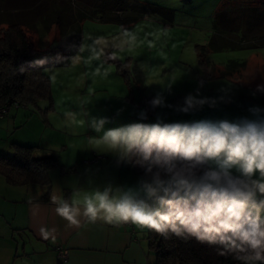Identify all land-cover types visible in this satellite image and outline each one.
Returning <instances> with one entry per match:
<instances>
[{"label": "rangeland", "instance_id": "374dc122", "mask_svg": "<svg viewBox=\"0 0 264 264\" xmlns=\"http://www.w3.org/2000/svg\"><path fill=\"white\" fill-rule=\"evenodd\" d=\"M129 1L171 10L174 12L173 23L170 24L162 17L155 16L140 19L135 27L124 30L125 26L122 23L108 25L101 24L96 20H86L83 26L82 50L74 56L68 66H56L54 59L49 55H43L36 59L35 63L51 80L54 110L50 108L49 101L42 100L36 106L13 107L3 118H0V154L12 155V144H20L37 147L36 158H54L59 162V167L50 174L56 199L62 191L65 196V187L71 188L67 190L71 194L68 199L83 200L85 196H92L96 192L106 190L111 196H120L121 187L133 186L134 178L131 175L133 171L130 169V165L118 164L116 157L108 153L105 146L97 145L96 139L102 136L103 130L134 122L155 123L157 119L164 123H192L197 122L198 118H185L186 115L193 117V115L205 112L206 116L210 112L207 103L188 114L177 110L175 112L174 109L178 107H174L172 101L178 97H173L170 102L166 92L159 91L163 89L159 86L158 81L165 82L174 89L180 87V83L178 84L177 81L183 79L179 77L181 74L179 70L182 69L179 62L181 59L184 62L195 58L196 50L193 45L209 44L215 33L214 21L217 14L221 12L233 13L240 10L239 13L248 18V22L256 24L257 35L264 37V0ZM123 33L129 34L132 40L143 46L141 48L139 46L124 47L125 49L119 53L123 56L125 53L140 55L138 59L141 67L147 71L151 70L149 71V78L152 80L150 88L164 99L165 106H159V112L155 114L157 118H152L150 122H145L144 116L140 115L141 112L145 113L144 107H142V111L138 108L139 101L150 98L142 96L135 80H132L133 92H131L128 84L125 82L123 84V78L121 79L117 75L114 64L107 61L106 53L108 52H103L107 44L110 46L115 39L119 40ZM241 33L236 34L234 38L240 39ZM55 34L57 35V33ZM33 38L36 41V47L41 48L42 41L37 40L36 36ZM48 45L46 41L44 47H48ZM208 58L221 69L231 60L246 61L247 68L237 76V81L247 86L264 85L263 47L250 51L213 52ZM132 63L130 60V69ZM201 73L203 72L201 71ZM164 74L166 78L160 79ZM223 80L218 84L220 90L223 93L227 91L234 95L236 89H234L233 83ZM210 81L214 82V80ZM201 82L199 81L200 86L203 85ZM125 88H128L129 93H132V99L129 101L123 100L126 93ZM181 88H183L182 85ZM242 90L249 92L251 89L242 87ZM218 91V89L214 91L211 97L216 100L215 106H213L216 114L219 116L226 114L240 116L243 109L241 99L238 100L230 96L228 97L230 104H228L227 98ZM178 101L183 102L180 98ZM183 106L186 105L179 107ZM154 113H156L155 110ZM101 119H105L106 122L101 131L97 132L96 128L100 126ZM239 120L240 118H217L216 121L210 122L219 124L221 121H227L236 124ZM96 158L99 161L93 163ZM62 167L66 169L74 167L75 171L62 175ZM66 175L67 177L64 178ZM74 190H76L75 195H73ZM64 196L62 195L63 200ZM135 227L139 237H143L142 235L147 233L148 228L136 225ZM16 241L19 250L16 264H23V262L24 264H30V262L33 264L34 259L31 260L30 255L34 251L35 255L38 254L35 246L27 247V256H23V245L25 242H31V239L25 236L16 238ZM35 260L39 261L40 259L36 256ZM47 260L48 264L54 263L51 256Z\"/></svg>", "mask_w": 264, "mask_h": 264}, {"label": "clouds", "instance_id": "9594fccd", "mask_svg": "<svg viewBox=\"0 0 264 264\" xmlns=\"http://www.w3.org/2000/svg\"><path fill=\"white\" fill-rule=\"evenodd\" d=\"M206 103L215 106L216 100L188 95L186 106L176 110L188 114ZM151 105L164 107L163 97L157 94ZM105 122L100 120L97 132ZM96 143L118 164L139 168L143 176L135 185L121 187L120 196L106 190L82 202L60 201L56 213L70 226L78 227L81 215L91 223H131L164 236L174 233L220 245L221 254H236L244 264H264V121L244 126L134 122L103 130ZM208 161L219 168L197 171Z\"/></svg>", "mask_w": 264, "mask_h": 264}, {"label": "trees", "instance_id": "16d2710c", "mask_svg": "<svg viewBox=\"0 0 264 264\" xmlns=\"http://www.w3.org/2000/svg\"><path fill=\"white\" fill-rule=\"evenodd\" d=\"M239 12L240 10L217 14L214 21L215 33L210 43L195 47L198 66L206 80H237V76L247 68L246 62L231 61L221 69L210 63L208 57L211 53L264 48V37L257 35L256 24L248 22V18ZM155 16L162 17L170 24L174 20V12L171 10L145 6L129 0H0V110L11 109L15 104H18L19 108L36 106L42 100L49 101L50 108L54 110L51 80L35 63L36 59L49 55L54 59L56 66H68L80 50L84 21L122 23L129 28L140 19ZM53 25L59 27L60 41L48 43V47H44ZM240 32L242 37L234 38ZM36 33L42 34L37 35L42 41L41 48L35 45L36 41L32 35ZM106 59L114 64L131 89L130 61L122 63L112 56H107ZM255 93L264 103V91L256 89ZM178 99L172 101L174 107L185 105V101L180 102ZM141 104L144 107L143 102ZM11 149L12 155L0 154V176L13 187L48 188V192L40 201L51 202L50 174L59 167V162L54 158H36L37 147L12 144ZM209 168L208 162L197 165V171ZM130 169L138 176H143L139 168L130 166ZM74 171V167H62L61 173L63 175ZM145 179L150 180L151 175ZM65 194L67 200L71 194ZM146 240L149 250L156 254L155 264H244L237 259L236 254H221L222 246L210 245L191 236L180 237L174 233L164 236L148 229ZM59 264L63 263L59 261Z\"/></svg>", "mask_w": 264, "mask_h": 264}, {"label": "crops", "instance_id": "0c3cea01", "mask_svg": "<svg viewBox=\"0 0 264 264\" xmlns=\"http://www.w3.org/2000/svg\"><path fill=\"white\" fill-rule=\"evenodd\" d=\"M126 17H128V15ZM84 22L82 24V40L78 53L81 52L83 45ZM100 23L108 25H118V23ZM35 24L39 25V23ZM137 24L138 23L129 28L124 27V30H130ZM55 33H57V35ZM124 33L119 40L115 39V41L111 43L110 46H108L107 44L105 46L106 49H104L103 52H108L106 53V58L107 56H112L115 60H118L122 63L124 62V60H132V68L130 69L131 79L136 81L137 88L142 96L149 97L151 99V102L157 96V93L153 92L154 90L150 88V85H152V80L149 78V71L151 70L147 71V69L141 67L138 59L140 58V55L125 53V56H123L119 53L125 49L124 47L139 46L141 48L143 45H141L140 43H136L135 40H132L129 34ZM39 34L36 33L33 34V36H36L38 40L37 35ZM46 41L48 43H58L60 41V31L58 26H52L46 37ZM196 46L197 45H193V48H195ZM194 55L195 58L190 59V61L183 62L181 59V61L179 62L180 67L182 68L181 70H179L181 73L179 74V77L183 79L177 81L178 84L180 83L179 88L174 89L168 86L167 83L158 81L159 86L163 89L159 91H163V93L166 92L165 94L166 96H168V100L170 102L171 99L175 96L183 101H185V97H187L188 95H192L194 97H197L198 99L208 98L212 100L214 99L211 98L212 93L217 89L219 90V93H223L220 90L218 84L223 82L224 80L222 79L219 82L215 80L214 82L206 80L204 74L201 73L198 67L197 54ZM209 61L211 64L216 65L211 60ZM231 61L239 63L246 62L236 60ZM151 67L153 66L151 65ZM116 73L121 79L123 78L118 72ZM164 78H166L165 74L162 75L160 79ZM224 79L233 83L235 87L234 89L236 90H234V95L227 93V91H225L223 95L227 98L228 104H230V101L228 99V97L230 96H233L238 100L241 99L243 103L242 114L238 117L230 116L229 114H226L225 116H219L216 114L213 106H211L210 103H207L209 105L210 112L206 116L205 112H201L197 115H193V117H191L190 115H186L185 118H198L197 122L216 121L217 118H240L239 122H237L236 124L241 126H244L247 123H260L264 121V103L258 98L255 93V90L258 89V87L247 86L238 82L234 78ZM199 81H202V86H200ZM124 82L125 81H123V84ZM154 84L155 83L153 82V85ZM181 85L183 86V88H181ZM242 87L244 89L251 90L249 92H246L242 90ZM125 89L126 93L123 100L129 101L132 99V93H129L128 88ZM130 90L131 92H133L132 88ZM141 102L142 101H139L138 108L142 111ZM197 107L201 106H195V108ZM153 108L156 112L154 113L153 118H157L155 114L159 112V106ZM175 110L176 109H174V111ZM208 163L210 168L212 169L219 168V165L215 161H208ZM232 171L233 174L238 175L235 169H232ZM131 175L134 178L133 185H135L136 181L140 177L134 172H132ZM66 177L67 175L64 178ZM68 188L69 187H65L66 192H68L67 190L71 189ZM75 191L76 190H74L73 195L76 194ZM47 192L48 188L42 186H10L7 184L6 180L0 176V264L17 263L16 259L18 258L19 250L16 238H22L25 236H28L31 239V242L24 243L23 256H27V247L32 248L35 246V248L38 250L37 255H35V251L32 255H30L32 258L31 260L34 259L33 264H48L47 258L49 256H51V259L54 262L51 264H59L58 252L60 250L69 251V259L65 264L156 263V254L149 250L148 242L146 240L148 230L147 233H144L142 235L143 237H139L135 225H132L131 227H123L120 224H107L100 219H98L95 223H91L83 215L78 217V219L80 220V225L78 227L70 226L68 221H66L56 213V207L58 203L63 200L62 195L64 196V191H62L61 195L56 199L57 203H54L53 199L55 197L52 187L51 202H41L40 200L46 195ZM75 200L80 202L83 201L77 199ZM63 201H67L69 204H71L73 200L68 198L66 200L64 196ZM82 211L83 209L81 203V212ZM45 232L48 233L47 238L44 237ZM36 256L40 259L39 261L35 260ZM30 264H32V262H30Z\"/></svg>", "mask_w": 264, "mask_h": 264}, {"label": "built area", "instance_id": "2783aa9c", "mask_svg": "<svg viewBox=\"0 0 264 264\" xmlns=\"http://www.w3.org/2000/svg\"><path fill=\"white\" fill-rule=\"evenodd\" d=\"M142 102H143V105H144V110H145V116L143 117V120L145 121V122H148L149 120H151V118L154 116V110H153V107H152V105L150 104V100L149 99H147V98H144L143 100H142ZM14 108H19V105L18 104H15L14 105ZM10 108H3V109H1L0 110V118H3L6 114H7V112H8V110H9ZM99 161V159L98 158H96L94 161H93V163H97ZM121 226H123V227H128L129 225H131V223H126V224H120ZM69 251L68 250H60L59 252H58V259H59V261L61 262V263H63V264H65L67 261H68V259H69Z\"/></svg>", "mask_w": 264, "mask_h": 264}]
</instances>
